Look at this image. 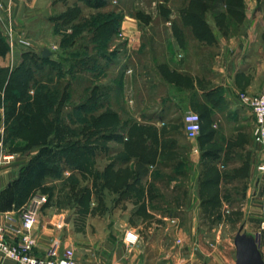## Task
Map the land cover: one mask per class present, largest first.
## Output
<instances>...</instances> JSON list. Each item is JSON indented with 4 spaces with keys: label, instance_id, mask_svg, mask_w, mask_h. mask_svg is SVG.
Listing matches in <instances>:
<instances>
[{
    "label": "rangeland",
    "instance_id": "374dc122",
    "mask_svg": "<svg viewBox=\"0 0 264 264\" xmlns=\"http://www.w3.org/2000/svg\"><path fill=\"white\" fill-rule=\"evenodd\" d=\"M189 13L198 17L187 19ZM255 17L260 26L264 24V0H11L0 8V49L7 48L0 56V161H16L33 146L38 151L44 147L43 155L52 154L40 186L49 199L39 211L56 216L82 263L112 264L104 245L110 231L124 235L131 230L138 234L134 245L117 243L122 262L130 263L129 256L149 248L157 252L145 253L148 259L160 264H235L233 238L242 224L256 237L264 260V171L238 180L246 175L241 166L220 177L202 157L184 174L186 182L178 189L176 203H165V196L164 203L152 204L157 189L143 182L144 162L152 159H140L139 150L141 133L155 132L153 124L148 128L142 124L154 110L141 107L150 102V88L143 78L124 76L130 65L138 72L157 66L163 47L159 38L202 36V44L209 43L213 29L232 34L246 18ZM199 18L201 23H195ZM204 23L210 35L199 34ZM132 37L154 41L149 44L153 60L139 50L132 51L134 58L127 56L126 43ZM43 48L50 51L46 60L41 58ZM15 93L22 96L16 102L11 97ZM29 101V110L23 112ZM34 101L40 107H34ZM59 122L57 141L53 136ZM124 133L129 136L125 147L129 153L110 155L113 134ZM37 137H44V143L30 142ZM115 147L123 148L119 142ZM124 160L134 165L115 169L114 163ZM163 190L167 194L169 188ZM191 197L195 211L191 234L188 220L147 212L148 207H158L166 216L168 208L189 207ZM115 213L119 218L114 220Z\"/></svg>",
    "mask_w": 264,
    "mask_h": 264
},
{
    "label": "crops",
    "instance_id": "0c3cea01",
    "mask_svg": "<svg viewBox=\"0 0 264 264\" xmlns=\"http://www.w3.org/2000/svg\"><path fill=\"white\" fill-rule=\"evenodd\" d=\"M256 9L258 8L253 10L257 12ZM247 10L249 8H245V13ZM257 20V17L251 20L246 18L240 29L232 34L221 33L212 28L214 41L209 43L202 44L199 37L174 35L167 40L156 39L158 44L163 45L156 56L158 58L156 60L161 59L156 67L139 72L131 65L130 68L125 69L127 72L124 74L125 79L138 76L143 78V84L150 88L147 90L150 102L146 101L141 107L154 110L150 111L144 121L141 118V121L147 128L149 127L147 124H153L155 132L141 133L139 150L141 155L152 159L144 162L143 171V182L157 189L151 199L152 204L164 203L165 196L168 200L165 203H176L174 201L177 196H181L178 189L184 184L182 183L185 181L184 174L190 168L194 170L201 163L202 157L209 166L217 168L213 174L218 170L220 177L223 176V172H233L241 166H244L246 175L243 178L236 177L238 180H247L258 173L255 170L259 160L252 136L253 117L250 110L238 99V94L241 92L255 95L264 89V24L261 23L260 26V21ZM260 28L262 31L259 33ZM153 42L152 39L130 38L126 43L127 56L134 58L132 51L139 50L141 56L146 55L149 60H153L149 45ZM1 59L0 64H2ZM129 100L130 103L134 102L132 98ZM187 111L196 112L201 117L202 131L195 139H188L184 133L183 115ZM153 113L155 116H152ZM176 117L181 125L179 132L175 127ZM153 118L155 121L152 120ZM2 119L1 115L0 123ZM128 137L127 133L114 135L110 139L113 142L111 145L113 148L109 147L110 155L126 153ZM117 142L119 146L122 145V150L115 147ZM37 152L38 147L33 146L27 153L17 155L16 161L15 159L12 162L0 161V223L6 222L8 215L18 218L22 206L15 208L13 195L7 188L18 175L20 168ZM11 158H15V154ZM125 162L127 161L124 160L121 165L114 163L115 169L126 167L128 164L134 165ZM208 180L213 179L210 177ZM220 180L221 178L219 182ZM256 184L259 186L261 180L257 179ZM185 187L189 185L185 183ZM167 188L169 190L165 194L163 189ZM158 189L161 191L158 192ZM188 203L190 206L185 209H166L169 214L171 213L170 216L161 214L158 207L152 210L148 207L147 212L154 213L158 218L188 220L187 232L191 234L192 221L195 219V211L192 209L194 199L191 197ZM133 213L140 216L137 210ZM115 218H119L118 213L114 214L113 219ZM33 233L37 237L38 253H42L53 239L58 238L64 244H73L67 240V236L57 223L56 216L46 217L40 211ZM109 236L111 238L104 245L107 246L109 262L112 264H146L147 261L154 260L152 257L149 260L145 253L157 252L153 251L156 249L141 250L137 247L138 253L129 256L130 263L120 261L118 245L125 246L123 232L111 230ZM77 260L84 264L78 258ZM152 263L160 264L155 260ZM0 264L14 263L3 259L0 260Z\"/></svg>",
    "mask_w": 264,
    "mask_h": 264
},
{
    "label": "built area",
    "instance_id": "2783aa9c",
    "mask_svg": "<svg viewBox=\"0 0 264 264\" xmlns=\"http://www.w3.org/2000/svg\"><path fill=\"white\" fill-rule=\"evenodd\" d=\"M0 0V8L5 2ZM239 101L246 106L253 117L252 136L257 147L258 163L256 171H264V89L256 95L245 92L238 94ZM184 133L188 139H195L201 131V119L198 113L187 111L183 115ZM11 156H5L9 158ZM48 201V194L35 193L19 210L18 218L8 215L6 222L0 223V260L8 259L14 264H81L71 244H64L60 239H53L50 245L38 253L37 237L34 227L39 210ZM138 234L127 230L123 235L126 245H134ZM258 242V241H257Z\"/></svg>",
    "mask_w": 264,
    "mask_h": 264
},
{
    "label": "trees",
    "instance_id": "16d2710c",
    "mask_svg": "<svg viewBox=\"0 0 264 264\" xmlns=\"http://www.w3.org/2000/svg\"><path fill=\"white\" fill-rule=\"evenodd\" d=\"M193 15V18L196 19L198 16L189 13L187 15H185V17L188 19H191ZM202 18H199V20H195V23H201ZM197 24H195L196 26ZM205 23L203 24L202 28H200L199 34H208L207 32L209 30L204 29L205 28ZM210 35V34H208ZM199 38L202 36H198ZM210 41H213V36L210 37ZM1 43V41H0ZM7 51V48L4 46L0 49V56L5 55ZM42 60H46L47 57H41ZM0 72H2V70H0ZM11 81V79H10ZM9 81V83H10ZM9 83L6 84V87H8L7 89L11 88L10 85H8ZM5 87V89H6ZM13 99L15 97V102L16 100L19 101V98L22 97L19 95V93H15L14 95L11 96ZM43 99H45L44 96H41ZM32 102V101H31ZM31 102L29 101L28 103H22L23 106V112L24 109L25 110H29L30 108V104ZM46 102V99H45ZM33 106L34 107H40L39 103L34 101L33 102ZM13 109V108H12ZM115 118V115H113ZM200 116V115H199ZM201 119V117H200ZM22 120V119H21ZM31 122L29 121V124ZM201 131H202V124H201ZM200 131V133H201ZM60 132H61V128H60V122L56 125L55 127V134L53 136L54 139H56L57 141L59 140L60 137ZM115 134H113L114 136ZM200 135V134H199ZM45 138L44 137H37L34 139H30V142L33 143L34 145H39L44 143ZM84 146V145H83ZM82 146V148L84 150H86V148H84ZM128 147V145H127ZM44 151V147H42L35 155L31 156V158L29 159V161L27 162L26 165L22 166L18 172V175L16 176V178L14 180H12L10 182V185L7 189H10V194L13 195V199L15 201V208H19L21 206H23L28 199L35 194V190L41 188L42 192L41 193H46V188L45 187H40L41 186V181L44 178L45 175H47V173L50 170V165H49V160H51V155L52 154H47V155H43L42 152ZM53 155H55V153H53ZM143 158V161H145V157L144 155L140 154V159ZM148 160V159H147ZM146 160V161H147ZM149 160H151V158H149ZM48 199H49V194H48ZM46 205V204H45Z\"/></svg>",
    "mask_w": 264,
    "mask_h": 264
},
{
    "label": "water",
    "instance_id": "95a60500",
    "mask_svg": "<svg viewBox=\"0 0 264 264\" xmlns=\"http://www.w3.org/2000/svg\"><path fill=\"white\" fill-rule=\"evenodd\" d=\"M49 54L50 51L43 48L42 57H47ZM233 244L235 247V264H264L256 237L246 233L243 224L235 233Z\"/></svg>",
    "mask_w": 264,
    "mask_h": 264
}]
</instances>
